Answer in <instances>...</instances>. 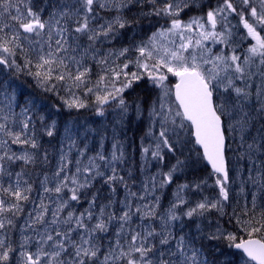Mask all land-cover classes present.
Segmentation results:
<instances>
[{
  "label": "snow or ice",
  "instance_id": "6c2138e0",
  "mask_svg": "<svg viewBox=\"0 0 264 264\" xmlns=\"http://www.w3.org/2000/svg\"><path fill=\"white\" fill-rule=\"evenodd\" d=\"M197 3L0 0V66L112 125L106 148L107 129L59 125L0 80V264H215L204 240L237 250L243 264H264V0H213L188 15ZM143 19L159 27L117 48ZM233 19L252 41L243 53ZM145 76L159 93L132 99ZM133 121L147 126L138 166L124 139ZM90 137H99L93 147ZM188 143L199 146L195 163L210 166L213 185L178 182L193 167L181 158ZM237 183L253 194L233 209L235 230L217 222L206 231ZM206 186L218 189L214 199L201 195Z\"/></svg>",
  "mask_w": 264,
  "mask_h": 264
},
{
  "label": "rangeland",
  "instance_id": "374dc122",
  "mask_svg": "<svg viewBox=\"0 0 264 264\" xmlns=\"http://www.w3.org/2000/svg\"><path fill=\"white\" fill-rule=\"evenodd\" d=\"M212 2H213V0H198L197 5H195L191 10H189L188 15H190V16L203 15L204 11H206V9H207V5L209 3H212ZM137 12H139V9L134 10L131 13V15H136ZM185 18H187V16ZM146 24L147 25L149 24L150 26L157 25L156 29L159 27V25L156 24L155 22L150 21L149 19H143L140 24L135 26L134 29H136V30H133V31H132V29L128 30V34H127V38L126 39H121V40L115 41L114 42L115 46L117 48H119L121 45L127 46L133 40V38H135V36L142 34V31H143L144 27L146 26ZM232 24L236 25V27H234L233 31L235 33H237V37L236 38H237V41H238V43L240 45V47L238 48V52L243 53L244 49L250 43H252V41L250 39L241 40L240 36L244 33V30H243L242 26L238 25V21L235 20V19L232 20ZM137 41H139V40H137ZM219 47L220 46L217 45L216 48L213 49V51H216V49L219 48ZM1 68H2V66H0V69ZM131 70L132 71H136L135 67H132ZM0 73H3L4 75H7V76L9 74L13 73V75H16V76L17 75H22L23 77H26V78H29V79L31 78L33 83L37 87V89L42 93V95L45 96L44 98L51 97V102L53 104L59 105V103H61L63 105L62 100L60 99V96H57V95H55V94H53L51 92H44L37 85L36 81L31 76H28V75H26L24 73L17 74L15 72H11V71H9L7 69L6 70H0ZM170 79L173 82L175 80V78H170ZM139 84L153 89L154 90L153 91V95L150 98V100H155L157 94L159 93V89L155 88L152 85L151 81L148 80L146 76H145V79H143V80H141L139 82ZM139 84H134L133 88L136 85H139ZM11 88L13 90H15V92L17 93V89L16 88H13V87H11ZM140 91L141 90H139V92ZM60 95L61 96H65V98H67L66 95L63 92ZM89 99H91V98H89ZM32 102H34L36 106L38 105V102H35V101H32ZM56 105H55V112H52L50 115L44 114V116L52 117L53 119H55L58 122L59 125H63L65 122H75V123H78L79 125H82V126L83 125H87L89 127L96 128V129H98L100 131H104L105 129H107L108 142H106L105 147L106 148L109 147L110 141H111V131H112V125L110 123V121H111V117L110 116L107 119L104 118V117H98V116L94 115V113L91 110V108L81 109L79 111L73 109V110L69 111L65 107H64L65 110L62 112L64 114V116H63L62 113H59L60 109ZM57 109H59V112L57 111ZM146 130H147V126L146 125H144L143 128H140L139 134L141 135L140 137L142 139H144V137H145ZM124 139L126 141V147H128L130 157L132 158L133 165L134 166H138V163H139V160H140V142H141L142 139H140V141L137 144L135 140H132L130 138V134L127 131V128L124 131ZM184 139L187 140L188 136L185 135ZM98 140H99V137H96L95 140H93L90 137L89 138V146L90 147L95 146V144H96V142ZM192 140H194V138H192ZM130 144L133 147L132 151L130 149L131 148ZM12 147H13L14 150L20 151V149H19V147L17 145H12ZM233 147H235V145H233ZM196 149H198L197 145H195L194 143H188L187 147H185L183 149V156L181 158L182 159L190 158V162L197 161L198 157L196 156V153H195ZM232 159L235 162V157L234 156L232 157ZM174 162H175L174 159L169 161V163H174ZM191 169H193V167L187 169L185 171V173L180 176L179 181H178L179 183H186V182L190 183L189 181H190L191 178L203 176L204 179L208 180V184L209 185H213L214 182L209 177V173L208 172H205L203 170H198L196 172H190ZM12 170L16 171V167L12 166ZM138 183H139V181H137V184ZM174 190H175L174 186H169V188L164 190L163 197H162V203L163 204L167 205V203L173 198ZM217 193H218V189L215 188L214 186H206V187H204L203 192L201 193V195L202 196H206L209 199H214L217 196ZM105 194H107V193H105ZM252 194L253 193H251L248 189H246L245 193L241 194L239 192L238 183L236 185H233V193H232L233 200H232L231 204L228 205L225 208V215L221 216V215L217 214L215 212V210H213L212 212H210L208 214L209 219L205 220L204 223L201 225V227L205 228L206 231H214L215 230V225L218 222L219 225L222 228H225V229H227L230 232L234 231L235 230L234 221L233 222H227V221H228L229 217L232 216V212H233L234 208L237 209V211L239 210L241 204L243 203L244 197L247 196L248 199L250 200ZM256 195H257V203H259V195L258 194H256ZM237 200H239L241 203H237L236 202ZM23 219L24 218H22L21 221H20V225H19L20 227H23ZM191 231L195 232L196 231L195 227H193L191 229ZM13 236H14L15 240L18 241L19 238H20L19 231L14 232ZM207 245H208V247L210 249V255H211L212 259L215 260L217 262V264H224L225 261H232V264H243V261L240 258L241 254L239 252H236L234 249L226 248L224 243L219 241L218 243L214 244V245H219L218 247H213V245L211 246L208 243H207ZM224 249L229 250V251L226 254L225 253L223 254V250ZM215 255H222V259L217 258Z\"/></svg>",
  "mask_w": 264,
  "mask_h": 264
},
{
  "label": "trees",
  "instance_id": "16d2710c",
  "mask_svg": "<svg viewBox=\"0 0 264 264\" xmlns=\"http://www.w3.org/2000/svg\"><path fill=\"white\" fill-rule=\"evenodd\" d=\"M156 27H157V25L150 26L149 24L148 25L146 24V26L144 27V29L142 31V34L135 36V39L140 40L141 38H146L148 35L151 34V31H154L156 29ZM133 30H136V29H132V31ZM0 70H6V69H3V67H2ZM5 79H6V82L11 85V87L17 89L18 95L22 94L23 98L38 102L36 110L40 111L42 109L43 110L41 112L42 115H44V114L50 115L52 112H55V105L56 104H53L51 102V97L44 98L45 96L42 95V93L37 89V87L35 86V84L33 83L31 78L29 79V78L23 77L22 75L16 76V75H13V73L9 74L8 76L4 75L3 73H0V80H5ZM139 85H136L133 88L135 91H134V94L132 96V99H135L136 95H139L141 99H150L153 95L154 90L149 88V87H146L144 85H141V84H139ZM139 90H141L140 91L141 93L139 92ZM56 106H58V108L60 109V112L58 111L59 113H62L65 110L64 106L61 103H59V105H56ZM62 115L64 116L63 113H62ZM140 128L141 127H138V125L135 121H133L130 128H127V131L130 134V138L132 140H135L137 144L140 141V139H142L140 137L141 135L139 134ZM42 143L44 144L45 148L49 149L50 153H53V154L55 153V149L47 143V138H45V140L42 141ZM130 146H131L130 149L132 151L133 147L131 144H130ZM191 163H193V169H191L190 172H196L198 170H203L205 172L210 173V169L206 165V162H201V163L191 162ZM13 166L16 167V171H19L18 166H16V165H13ZM41 171H42L41 167L38 166L36 169V173L39 174ZM35 178L36 177H34V179ZM200 178H203V176L191 178L189 182H192L194 179H200ZM13 239L15 240L14 236H13ZM218 242L219 241L210 243L207 240L203 241L205 249H206L205 254L211 260H213V259L210 255V249H209L207 243L212 246ZM228 251L229 250L224 249L223 254L227 253ZM215 256L219 259H222V255H215ZM213 261H215V260H213ZM215 264H217L216 261H215Z\"/></svg>",
  "mask_w": 264,
  "mask_h": 264
},
{
  "label": "water",
  "instance_id": "95a60500",
  "mask_svg": "<svg viewBox=\"0 0 264 264\" xmlns=\"http://www.w3.org/2000/svg\"><path fill=\"white\" fill-rule=\"evenodd\" d=\"M194 138V137H193ZM199 147V146H198ZM209 167V169H210V166H208ZM235 250V249H234ZM236 252H238L237 250H235Z\"/></svg>",
  "mask_w": 264,
  "mask_h": 264
},
{
  "label": "bare ground",
  "instance_id": "6f19581e",
  "mask_svg": "<svg viewBox=\"0 0 264 264\" xmlns=\"http://www.w3.org/2000/svg\"><path fill=\"white\" fill-rule=\"evenodd\" d=\"M226 254V253H225Z\"/></svg>",
  "mask_w": 264,
  "mask_h": 264
}]
</instances>
